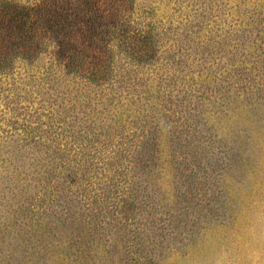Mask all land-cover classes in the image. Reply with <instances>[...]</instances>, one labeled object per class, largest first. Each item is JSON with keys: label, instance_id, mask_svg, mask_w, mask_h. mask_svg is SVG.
<instances>
[{"label": "rangeland", "instance_id": "rangeland-1", "mask_svg": "<svg viewBox=\"0 0 264 264\" xmlns=\"http://www.w3.org/2000/svg\"><path fill=\"white\" fill-rule=\"evenodd\" d=\"M0 264H264V0H0Z\"/></svg>", "mask_w": 264, "mask_h": 264}, {"label": "trees", "instance_id": "trees-1", "mask_svg": "<svg viewBox=\"0 0 264 264\" xmlns=\"http://www.w3.org/2000/svg\"><path fill=\"white\" fill-rule=\"evenodd\" d=\"M1 7V9L5 10L9 14V16H7V22L11 23V25H16L18 30L23 31L25 34H29V30L31 29L30 25L35 23L33 17L37 16L35 18H39L41 10V4L19 6L8 1L1 2ZM61 28L62 26L60 29H53L52 27L51 31L59 32L61 31ZM59 52L63 55L64 51L61 47L59 48Z\"/></svg>", "mask_w": 264, "mask_h": 264}]
</instances>
